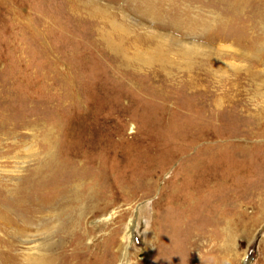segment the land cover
Wrapping results in <instances>:
<instances>
[{"label": "rangeland", "instance_id": "374dc122", "mask_svg": "<svg viewBox=\"0 0 264 264\" xmlns=\"http://www.w3.org/2000/svg\"><path fill=\"white\" fill-rule=\"evenodd\" d=\"M8 184L0 264L73 184L55 264H264V0H0Z\"/></svg>", "mask_w": 264, "mask_h": 264}, {"label": "bare ground", "instance_id": "6f19581e", "mask_svg": "<svg viewBox=\"0 0 264 264\" xmlns=\"http://www.w3.org/2000/svg\"><path fill=\"white\" fill-rule=\"evenodd\" d=\"M45 143L47 145V150L45 154L43 155V157L38 159L37 165L35 166V168L32 170L30 174L31 179H33L36 182V184L39 185L38 187L39 188L44 187V189L46 188V184H45L46 180L43 181L44 183L42 185L40 184V182L42 179L50 175V170L51 169L53 170L57 169L58 171L62 170L60 164H58L56 159L54 158L52 148H51L52 147L51 140L50 139L48 141L45 140ZM11 172H13V170H11ZM57 175L59 174L57 173ZM73 185H71L70 188H68L69 191L67 190V193L56 195L57 197L59 196L58 198H56L57 201L50 200L49 198L52 196V194H50L51 196L49 195L48 199L46 198L45 200L36 199L32 203V206H30L31 207L30 211L32 212L30 217L27 216V219L22 221L27 227H33L34 229H38L40 226H46L49 230V223L52 221L55 223V226L53 227L52 230H49V231L47 230V228H45L47 231H42L40 233L34 234L32 235L33 239L27 241L29 244V248H28L29 252L27 254H30V255H27V257L24 259V264H55L57 255L54 254L53 252L56 251L57 249L56 247L62 245V238L66 234V223L64 222L65 221L64 218H65L66 211L67 209H69L70 207L69 205L71 203V201L69 202L67 198L69 196L71 198L70 200H75L74 191L76 188L75 187L76 184L75 186ZM16 189H17L16 184H11V185L8 184L5 187L0 186V193L2 194L0 195V198L5 200L6 202L5 204L3 203L4 201L2 199L0 200V225L1 226L3 225L4 222H7L8 225L12 226L11 224L13 223V220H12L13 213L11 212H13V209L16 207V202H15ZM32 190H34L33 187H32ZM7 204H10V205L8 206ZM4 206L6 209L3 208ZM36 214H38L37 215L38 217L34 218ZM47 214H49L50 216L47 217ZM53 236H56V238L58 239V242L53 243L54 241Z\"/></svg>", "mask_w": 264, "mask_h": 264}]
</instances>
